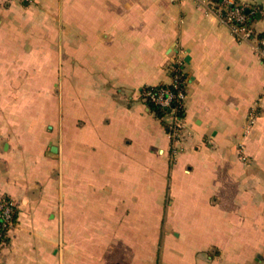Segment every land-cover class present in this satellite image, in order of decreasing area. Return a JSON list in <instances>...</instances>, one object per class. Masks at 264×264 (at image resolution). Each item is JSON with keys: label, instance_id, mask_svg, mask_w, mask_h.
<instances>
[{"label": "crops", "instance_id": "1", "mask_svg": "<svg viewBox=\"0 0 264 264\" xmlns=\"http://www.w3.org/2000/svg\"><path fill=\"white\" fill-rule=\"evenodd\" d=\"M246 6L264 35V0ZM213 0H0V264H264V64ZM249 14V15H248ZM182 59L172 153L143 96Z\"/></svg>", "mask_w": 264, "mask_h": 264}, {"label": "built area", "instance_id": "2", "mask_svg": "<svg viewBox=\"0 0 264 264\" xmlns=\"http://www.w3.org/2000/svg\"><path fill=\"white\" fill-rule=\"evenodd\" d=\"M29 1V0H28ZM182 2L184 0H172ZM205 1V0H203ZM224 6L223 21L227 23L237 38L241 41H248L252 44L255 52L264 64V35L256 31L248 24L246 15V6L239 4L236 0H222ZM183 61L179 59L173 65V73L169 86L147 87L143 91L146 101L151 100L163 109H168L172 116L171 121L167 123V132L172 141V153L176 155L179 152L181 141L183 140L184 123L179 111L184 110V101L186 97V78H183ZM174 101L177 106H173ZM17 212V206L14 200L0 193V240L3 234L13 225L14 216Z\"/></svg>", "mask_w": 264, "mask_h": 264}, {"label": "trees", "instance_id": "3", "mask_svg": "<svg viewBox=\"0 0 264 264\" xmlns=\"http://www.w3.org/2000/svg\"><path fill=\"white\" fill-rule=\"evenodd\" d=\"M213 1H215L216 3H218V5H222V0H213ZM249 15V14H248ZM247 22H248V24H249V19L247 20ZM183 78H186V76H184ZM163 86H169V87H173L172 85H169V84H164ZM150 87H154V86H150ZM148 103L150 104V106H151V108H152V110L154 111V113H155V115L158 117V118H164L165 116H166V114L168 113V109H163L162 107H160V106H158V105H156L153 101H151V100H148ZM173 106H177V103L174 101V103L172 104ZM179 113H180V115H182L183 114V110H180L179 111ZM163 123L166 125V127H167V122H164L163 121ZM16 215V214H15ZM14 218H15V216H14ZM7 232L8 231H6L4 234H3V236H2V238H1V240H0V246L1 245H3L4 243H7L8 242V238H7Z\"/></svg>", "mask_w": 264, "mask_h": 264}, {"label": "rangeland", "instance_id": "4", "mask_svg": "<svg viewBox=\"0 0 264 264\" xmlns=\"http://www.w3.org/2000/svg\"><path fill=\"white\" fill-rule=\"evenodd\" d=\"M168 121H171V119H169Z\"/></svg>", "mask_w": 264, "mask_h": 264}]
</instances>
